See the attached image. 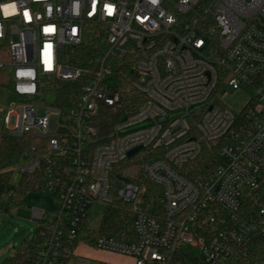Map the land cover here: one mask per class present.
Listing matches in <instances>:
<instances>
[{
    "label": "built area",
    "instance_id": "obj_1",
    "mask_svg": "<svg viewBox=\"0 0 264 264\" xmlns=\"http://www.w3.org/2000/svg\"><path fill=\"white\" fill-rule=\"evenodd\" d=\"M9 4L17 10L6 16ZM90 25L105 29L96 68L63 63ZM0 70L21 100L0 107V123L41 141L42 153L25 150L21 173L38 172L37 191L61 202L54 215L31 208L35 264H64L95 205L102 216L125 212L134 239L97 233L94 248L133 264H170L182 249L205 264H264V254L248 258L264 242V207L241 212L264 177V0H95V11L93 0H0ZM81 78L68 106L45 93L51 81ZM242 86L253 95L239 113L217 100ZM102 111L113 119L108 130L96 125ZM205 143L218 144L221 163L187 177ZM142 179L160 188L156 207Z\"/></svg>",
    "mask_w": 264,
    "mask_h": 264
},
{
    "label": "trees",
    "instance_id": "obj_2",
    "mask_svg": "<svg viewBox=\"0 0 264 264\" xmlns=\"http://www.w3.org/2000/svg\"><path fill=\"white\" fill-rule=\"evenodd\" d=\"M169 1V0H163ZM106 50L105 29L103 26L90 25L85 29L84 39L82 44L76 48L69 50L63 59V63L82 70H92L96 68L99 60ZM83 78L75 82L55 80L49 82L45 87V93L53 99L56 106H68L72 99H76L81 92V82ZM129 94H136L134 90L129 91ZM125 97V96H124ZM139 107V105L137 106ZM133 109L132 106H126L125 109ZM113 119L107 111H102L97 120V128L108 130ZM110 123V124H109ZM104 127V128H103ZM41 141L35 137L25 136L22 138L15 137L8 133L0 132V215L7 212L14 205L21 204L23 196L29 192L37 191L38 182L40 179L39 173L25 174L21 173L18 181L13 180L14 168L22 166L24 161L25 150L31 146L37 147L35 153H42L40 147ZM218 144L205 143L203 144L200 156L190 165L189 168L182 172L190 178L205 176L209 170L214 169L221 163V159L216 154ZM141 186L145 188L146 193L155 200V207L159 203L160 188L147 179L139 180ZM264 207V177L260 179L255 188L250 189L245 194L241 203V212L245 216L255 214L260 208ZM35 233L30 238L27 245L6 257L2 264H35L34 255L37 245L35 241ZM101 233L116 239L129 237L134 239L133 224L129 216L122 210L106 208L104 215L101 218L98 230H92L87 227V224L79 232L76 241L72 248L77 247L79 243H85L87 246L94 247L95 236ZM264 254V242L259 240L254 246L252 253L248 258L259 260ZM68 259L64 264L68 263ZM170 264H205L200 257L188 250L182 249L176 251ZM240 264H246L242 260Z\"/></svg>",
    "mask_w": 264,
    "mask_h": 264
},
{
    "label": "rangeland",
    "instance_id": "obj_3",
    "mask_svg": "<svg viewBox=\"0 0 264 264\" xmlns=\"http://www.w3.org/2000/svg\"><path fill=\"white\" fill-rule=\"evenodd\" d=\"M11 85L12 81L9 72L0 70V107L7 106L11 103H20L21 100L11 91ZM252 95L253 91L251 88L242 86L236 91L227 90L224 94L219 95L217 100L235 113H239L248 104ZM0 132L6 133V129L2 123H0ZM20 168L21 166L14 168L13 180L15 182L18 181L21 176ZM32 207L45 209L48 214L54 215L60 211L61 202L51 195L39 191H32L23 196L21 204L14 205L7 212L0 215V264H2L4 257L8 255V253H5V250L10 249L18 251L23 249L32 237L35 230V224L29 219ZM102 212V206H93L87 223L89 229L95 231L98 229L102 218ZM79 245L86 244L79 243L77 247ZM68 264L100 263L90 262L81 257L80 254L75 253L70 257Z\"/></svg>",
    "mask_w": 264,
    "mask_h": 264
},
{
    "label": "crops",
    "instance_id": "obj_4",
    "mask_svg": "<svg viewBox=\"0 0 264 264\" xmlns=\"http://www.w3.org/2000/svg\"><path fill=\"white\" fill-rule=\"evenodd\" d=\"M79 246H78L79 248L76 247L73 255L75 253H78V254H80L81 257L87 259L90 262H97L100 264H133V259L129 256L99 250V249H96L94 247H90L87 245H79ZM14 252H16V251H13L10 249L5 250V253H8V255H10ZM69 260H70V258H69ZM69 260H68V263H69Z\"/></svg>",
    "mask_w": 264,
    "mask_h": 264
},
{
    "label": "snow or ice",
    "instance_id": "obj_5",
    "mask_svg": "<svg viewBox=\"0 0 264 264\" xmlns=\"http://www.w3.org/2000/svg\"><path fill=\"white\" fill-rule=\"evenodd\" d=\"M105 8H106V11H107V13L109 14V15H111L112 14V12H113V8H112V6L111 5H105ZM12 11H8L7 10V6H5V8H4V14L7 16V15H11V14H14L15 12H16V6L15 5H13L12 6ZM93 11H95V0H93ZM24 15H25V19L26 20H30L31 19V17H30V15H29V13L27 12V11H25V13H24ZM90 15H91V13H90ZM44 31L46 32V33H51V32H53L54 31V28L53 27H51V26H49V27H46L45 29H44ZM75 31V30H74ZM51 48H52V45L51 44H46L45 45V63H46V66L48 67V68H51ZM24 75H31V73H26V74H24Z\"/></svg>",
    "mask_w": 264,
    "mask_h": 264
},
{
    "label": "clouds",
    "instance_id": "obj_6",
    "mask_svg": "<svg viewBox=\"0 0 264 264\" xmlns=\"http://www.w3.org/2000/svg\"><path fill=\"white\" fill-rule=\"evenodd\" d=\"M152 3L153 4H155V3H157V0H152ZM14 4H9V5H7V10L8 11H12L13 9H12V6H13ZM77 7H78V5H77ZM113 8V7H112ZM22 74H24V73H22Z\"/></svg>",
    "mask_w": 264,
    "mask_h": 264
},
{
    "label": "water",
    "instance_id": "obj_7",
    "mask_svg": "<svg viewBox=\"0 0 264 264\" xmlns=\"http://www.w3.org/2000/svg\"><path fill=\"white\" fill-rule=\"evenodd\" d=\"M135 151H136V150L131 151V152H130V155H131L132 153H134Z\"/></svg>",
    "mask_w": 264,
    "mask_h": 264
}]
</instances>
